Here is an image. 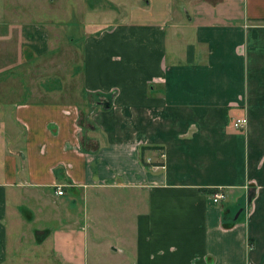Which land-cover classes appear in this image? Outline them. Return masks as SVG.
I'll list each match as a JSON object with an SVG mask.
<instances>
[{
    "label": "crops",
    "instance_id": "crops-1",
    "mask_svg": "<svg viewBox=\"0 0 264 264\" xmlns=\"http://www.w3.org/2000/svg\"><path fill=\"white\" fill-rule=\"evenodd\" d=\"M20 5L0 0V127L21 135L0 264H264V0H165L80 42Z\"/></svg>",
    "mask_w": 264,
    "mask_h": 264
},
{
    "label": "rangeland",
    "instance_id": "rangeland-1",
    "mask_svg": "<svg viewBox=\"0 0 264 264\" xmlns=\"http://www.w3.org/2000/svg\"><path fill=\"white\" fill-rule=\"evenodd\" d=\"M24 1L30 7H22V5H20L15 8L17 14H19L21 18L38 19L42 21L49 19L59 20L58 29L68 35L70 34V37H75L74 40L77 42L82 40L85 33L100 28L104 21H112L113 18L127 15L136 19L157 18V16L165 10V7L163 6L165 0H150L148 2H146V0H131V2L133 1V4L129 8L119 6L117 0H41V4L38 0ZM7 8L13 10L10 6L6 7V9ZM6 16L10 17L11 15L9 13L4 14V17ZM39 72L48 73L40 69ZM24 80L26 79L24 78ZM25 83L27 84V82ZM27 94H25V96H28ZM82 122L83 121H79L78 126L82 125ZM12 125L11 122H8L7 124L3 123L1 125L0 147H6L7 131H5V129L7 128L9 131L13 132L9 133V136L15 141L12 147H15L21 141L19 126ZM0 150L1 172L3 159L1 152L3 150Z\"/></svg>",
    "mask_w": 264,
    "mask_h": 264
},
{
    "label": "built area",
    "instance_id": "built-area-1",
    "mask_svg": "<svg viewBox=\"0 0 264 264\" xmlns=\"http://www.w3.org/2000/svg\"><path fill=\"white\" fill-rule=\"evenodd\" d=\"M246 123H247V117L245 115L236 117L235 120L233 121V125L235 127H244ZM160 155L163 156V152H161ZM56 192L59 194L63 193L62 184L56 185ZM224 197H225V192L222 191L221 189H218L212 194V201L218 202Z\"/></svg>",
    "mask_w": 264,
    "mask_h": 264
},
{
    "label": "water",
    "instance_id": "water-1",
    "mask_svg": "<svg viewBox=\"0 0 264 264\" xmlns=\"http://www.w3.org/2000/svg\"><path fill=\"white\" fill-rule=\"evenodd\" d=\"M241 211V207L237 210L236 215Z\"/></svg>",
    "mask_w": 264,
    "mask_h": 264
},
{
    "label": "trees",
    "instance_id": "trees-1",
    "mask_svg": "<svg viewBox=\"0 0 264 264\" xmlns=\"http://www.w3.org/2000/svg\"><path fill=\"white\" fill-rule=\"evenodd\" d=\"M213 190H216V189H211V191H213Z\"/></svg>",
    "mask_w": 264,
    "mask_h": 264
}]
</instances>
